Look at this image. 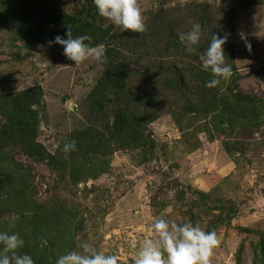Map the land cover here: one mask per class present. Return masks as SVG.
Returning <instances> with one entry per match:
<instances>
[{"label": "rangeland", "instance_id": "obj_1", "mask_svg": "<svg viewBox=\"0 0 264 264\" xmlns=\"http://www.w3.org/2000/svg\"><path fill=\"white\" fill-rule=\"evenodd\" d=\"M22 1L42 5V13L22 29L0 21V94L42 88L36 141L54 154L77 130L99 120L84 102L102 67L91 58L72 66L61 46H48L53 39L42 36L39 43L32 41L37 35L61 30L60 25L44 22L48 11L59 8L73 14L92 0H0V18ZM138 5L145 22L157 10L169 13L170 20L179 19V33L190 30L197 17L207 19L202 29L207 37L215 29L228 36L226 28L233 26L234 35L223 47L228 51L225 62L238 73L237 91L264 102V0H138ZM199 7L203 9L198 14ZM205 36L199 42L206 41ZM181 46L179 51L162 54V60L153 55L145 62L149 71L148 82H142L145 88L160 89L163 78L158 63L180 69L186 63L200 65L193 58L200 53ZM139 66L130 68L141 70ZM173 103L169 97L166 109ZM183 105L185 101L171 108L173 115L163 114L148 127L145 134L156 144L152 153L145 148H113L102 159L89 161L87 178L75 187L58 184V174L46 163L34 162L14 149V160L29 169L36 199L60 203L77 213L75 251L81 252V243L87 242L97 251L116 255L119 264H134L135 251L150 235L154 218L163 217L217 233L220 243L209 264H264V128L239 133L241 140L231 147L237 151L229 155L234 140L215 131L209 118L184 116ZM244 109L248 111L250 103ZM2 123L0 116V128ZM144 154L150 156L146 161Z\"/></svg>", "mask_w": 264, "mask_h": 264}, {"label": "trees", "instance_id": "obj_2", "mask_svg": "<svg viewBox=\"0 0 264 264\" xmlns=\"http://www.w3.org/2000/svg\"><path fill=\"white\" fill-rule=\"evenodd\" d=\"M41 6L22 1L8 15H2L0 21L8 26L12 25L13 29H19L30 19L40 16ZM202 9L199 7L198 14ZM196 19L198 21L193 19V23H200L203 29V23L207 19ZM44 22L60 25L61 30L37 35L33 43H39L42 36L49 39H54L57 35L66 38L65 33L70 29L73 38L90 35V47L104 45L107 60L100 64V76L84 102L86 110L99 120L90 121L87 127L72 134L69 141L75 140L76 150L69 153H64L62 146L54 154H50L36 141L43 106L40 86L0 94V116L3 119L0 128V232L19 234L25 241L19 254L30 255L35 264H56L60 255L75 249L77 243L73 234V222L77 213L67 211L60 203L43 204L36 199L28 180L29 169L14 160V149L33 158L34 162L46 163L54 174H58V184L75 187L87 178L89 161L102 159L113 148H145L152 153L156 144L145 134L148 127L163 114L173 115L171 108L184 101V116L209 118L207 122L212 124L215 131L223 132L234 140L229 147L227 143L229 155L237 151L231 150V147L241 140L239 133L264 128V102L237 91L238 73H235L231 63L232 76L221 80L220 85L212 89L205 87V83L211 79L210 71L202 70L201 65L194 67V63H186V67L181 69L177 65L172 68L158 63V71L163 78L160 89L154 91L142 85L143 81L148 82L149 71L145 68V62L151 56L155 55L162 60L166 52L179 51L182 47L178 40L182 24L179 19L170 20L169 13L157 10L145 22L146 31L139 34L128 30L122 32L118 26L105 23L92 2L84 4L73 14H66L55 8L48 11ZM226 32L233 36V26L227 27ZM212 34L225 36L216 29L208 35ZM205 37L206 41L199 42L196 46L197 53L206 50L210 37ZM227 44L228 42L223 47ZM157 46L163 47V50L155 49ZM224 53L225 58H228V51L224 49ZM131 55L136 58H131ZM192 56L193 54L191 58ZM198 57L193 56L195 59ZM132 64L140 65L141 70L130 68ZM168 91L170 96L165 97L163 94ZM169 97L176 103L166 109L165 103L169 102ZM248 103L250 109L246 111L244 108H247ZM149 157L144 154L142 160L146 161ZM43 241L47 243L43 244ZM260 247L263 246L260 244Z\"/></svg>", "mask_w": 264, "mask_h": 264}, {"label": "clouds", "instance_id": "obj_3", "mask_svg": "<svg viewBox=\"0 0 264 264\" xmlns=\"http://www.w3.org/2000/svg\"><path fill=\"white\" fill-rule=\"evenodd\" d=\"M100 17L118 26L122 32L128 30L133 33H144L146 24L138 0H92ZM203 31L200 23H193L190 30L178 34V40L187 52H195L201 40ZM66 38L57 35L48 46L53 44L63 48L64 57L73 62L72 66H79L90 58L99 64L106 62L104 45L90 47L92 37L80 35L73 38L68 29ZM243 40L244 34L240 33ZM227 35L212 34L206 50L199 54L202 70L210 71L211 79L205 87L212 89L220 85L221 80H227L231 74V66L225 62L223 45L227 42ZM89 43H85V42ZM250 50V45H247ZM76 150L75 140L64 144L63 152ZM150 235L135 251L134 264H209V258L220 241L217 233L205 231L192 222H169L165 218H154L149 228ZM46 244V241L42 242ZM25 241L17 233L0 232V264H35L28 254H19ZM81 252L75 250L60 255L56 264H119L116 255L97 251L92 245L83 242Z\"/></svg>", "mask_w": 264, "mask_h": 264}]
</instances>
